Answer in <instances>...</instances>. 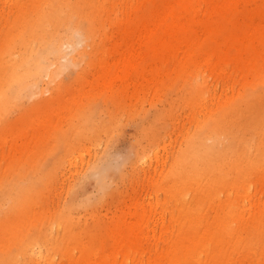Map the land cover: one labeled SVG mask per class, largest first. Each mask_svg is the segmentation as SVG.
I'll use <instances>...</instances> for the list:
<instances>
[{
	"label": "rangeland",
	"instance_id": "374dc122",
	"mask_svg": "<svg viewBox=\"0 0 264 264\" xmlns=\"http://www.w3.org/2000/svg\"><path fill=\"white\" fill-rule=\"evenodd\" d=\"M187 1L0 0V264H264V0Z\"/></svg>",
	"mask_w": 264,
	"mask_h": 264
},
{
	"label": "bare ground",
	"instance_id": "6f19581e",
	"mask_svg": "<svg viewBox=\"0 0 264 264\" xmlns=\"http://www.w3.org/2000/svg\"><path fill=\"white\" fill-rule=\"evenodd\" d=\"M181 3H188L187 0H180ZM169 15H178V12L177 10L174 8L170 11ZM170 20H165V23L169 24ZM172 24H175V26H178L179 27V31H182V29L185 27V28H188L189 27V22L187 21H174L172 22L170 25ZM233 161V160H231ZM243 165V161H239L238 163H235V162H232V165ZM210 167H212V165H210L208 168H207V172H209V176L211 177V185L212 186H217V185H220L221 184V181H220V177H219V172L220 170H223L225 173L227 172V167L228 165L226 166H223V167H218L217 169H214V170H209ZM136 214H139V212H137ZM220 216H218L217 218L219 219ZM219 220L222 221V219L220 218ZM233 228H230V230H232ZM138 225L136 224H126V225H118V227L115 228V233L116 234H119L121 236H125V237H128L130 234H133V233H137L138 231Z\"/></svg>",
	"mask_w": 264,
	"mask_h": 264
}]
</instances>
